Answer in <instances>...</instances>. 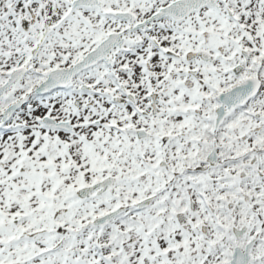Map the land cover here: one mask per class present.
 I'll use <instances>...</instances> for the list:
<instances>
[{"label":"snow or ice","instance_id":"1","mask_svg":"<svg viewBox=\"0 0 264 264\" xmlns=\"http://www.w3.org/2000/svg\"><path fill=\"white\" fill-rule=\"evenodd\" d=\"M0 264H264V0H0Z\"/></svg>","mask_w":264,"mask_h":264}]
</instances>
